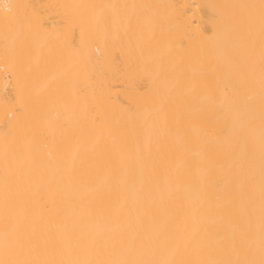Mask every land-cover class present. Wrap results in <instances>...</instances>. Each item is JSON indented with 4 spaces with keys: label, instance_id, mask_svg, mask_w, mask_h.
<instances>
[{
    "label": "bare ground",
    "instance_id": "6f19581e",
    "mask_svg": "<svg viewBox=\"0 0 264 264\" xmlns=\"http://www.w3.org/2000/svg\"><path fill=\"white\" fill-rule=\"evenodd\" d=\"M0 264H264V0H0Z\"/></svg>",
    "mask_w": 264,
    "mask_h": 264
},
{
    "label": "snow or ice",
    "instance_id": "6c2138e0",
    "mask_svg": "<svg viewBox=\"0 0 264 264\" xmlns=\"http://www.w3.org/2000/svg\"><path fill=\"white\" fill-rule=\"evenodd\" d=\"M5 7H7V5H5Z\"/></svg>",
    "mask_w": 264,
    "mask_h": 264
}]
</instances>
